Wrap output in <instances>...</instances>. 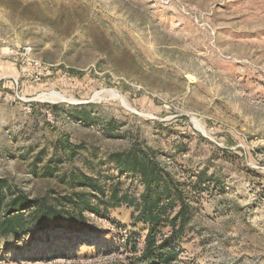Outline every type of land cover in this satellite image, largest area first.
I'll list each match as a JSON object with an SVG mask.
<instances>
[{"label":"rangeland","instance_id":"374dc122","mask_svg":"<svg viewBox=\"0 0 264 264\" xmlns=\"http://www.w3.org/2000/svg\"><path fill=\"white\" fill-rule=\"evenodd\" d=\"M133 147L186 190L175 264H264V0H0V185L60 205L84 175L138 197L109 159ZM110 214L0 237V264H131L118 242L146 227Z\"/></svg>","mask_w":264,"mask_h":264},{"label":"trees","instance_id":"16d2710c","mask_svg":"<svg viewBox=\"0 0 264 264\" xmlns=\"http://www.w3.org/2000/svg\"><path fill=\"white\" fill-rule=\"evenodd\" d=\"M65 151L69 152L68 147ZM109 159L122 173L138 177L143 187L138 197L121 193L120 181L107 189L84 175L72 180L84 191L73 192L60 205L0 185V237L34 236L39 231L92 234L96 220L111 221L110 212L126 206L132 209L130 226L142 225L147 234L143 241L139 234L122 235L116 252L131 254V264L177 263L192 217L183 185L144 149L133 147Z\"/></svg>","mask_w":264,"mask_h":264}]
</instances>
